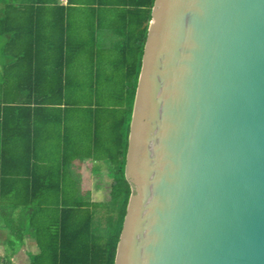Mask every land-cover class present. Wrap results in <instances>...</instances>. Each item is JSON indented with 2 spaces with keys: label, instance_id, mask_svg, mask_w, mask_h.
Instances as JSON below:
<instances>
[{
  "label": "water",
  "instance_id": "water-1",
  "mask_svg": "<svg viewBox=\"0 0 264 264\" xmlns=\"http://www.w3.org/2000/svg\"><path fill=\"white\" fill-rule=\"evenodd\" d=\"M113 264H264V0H154Z\"/></svg>",
  "mask_w": 264,
  "mask_h": 264
},
{
  "label": "trees",
  "instance_id": "trees-1",
  "mask_svg": "<svg viewBox=\"0 0 264 264\" xmlns=\"http://www.w3.org/2000/svg\"><path fill=\"white\" fill-rule=\"evenodd\" d=\"M153 2L0 0V224L15 236L6 242L12 251L28 241L37 248L30 264L114 262L131 192L127 136ZM83 54L82 78L76 63ZM105 59L111 73L102 69ZM97 160L104 170L92 168ZM77 167L88 177L105 171L107 201L89 202V189L70 182Z\"/></svg>",
  "mask_w": 264,
  "mask_h": 264
},
{
  "label": "rangeland",
  "instance_id": "rangeland-1",
  "mask_svg": "<svg viewBox=\"0 0 264 264\" xmlns=\"http://www.w3.org/2000/svg\"><path fill=\"white\" fill-rule=\"evenodd\" d=\"M110 56H106V58H109ZM107 60H104L102 69L107 72V73H111V67L109 66L108 62H106ZM88 62V57L83 54L80 57V60L77 61L76 66H78L81 69V77H84V73L82 72V69H85L87 66ZM79 79V78H78ZM85 83H80V90L78 91L77 96L80 97V102L83 104L86 100H87V90H85ZM82 89V90H81ZM108 103H110V101H106ZM92 168H96V169H101V164L100 163H92ZM104 170V168H103ZM73 176L76 178L71 177L70 182L72 183H76L77 185H81L80 186V191L84 192V186L86 188L89 189V202H105L108 200L109 196H108V190H109V179L106 176L105 171L100 172V174H96L93 173L91 175H89V177L87 176L88 173L86 171H84V169H79L77 167V170H73L72 171ZM75 174V175H74ZM75 199L80 200V198L78 196L75 197ZM100 217H99V222L101 225L104 224V215H103V210H101L100 212ZM10 240V241H14L16 242L15 236L13 234H11L9 229H5L3 228V225L0 224V245L3 246L4 248V254H5V260L9 261L11 260V257L17 252V250L19 248H23L28 242H26V244L22 245V244H15L14 246V251H12L9 246L6 244V242Z\"/></svg>",
  "mask_w": 264,
  "mask_h": 264
},
{
  "label": "crops",
  "instance_id": "crops-1",
  "mask_svg": "<svg viewBox=\"0 0 264 264\" xmlns=\"http://www.w3.org/2000/svg\"><path fill=\"white\" fill-rule=\"evenodd\" d=\"M64 1L65 2L60 1V4L65 5L66 0H64ZM93 163H100L102 170H103V168H105V165L103 164V162L101 160H97ZM76 164H77V162H75V165ZM82 168L85 171L84 167H80L79 169H82ZM36 253H37V248L35 246H33V243H30L28 241V243L23 248H19L17 250V252L11 257V260L9 262V261L5 260L4 248L2 245H0V264H30L29 256L31 254L35 255Z\"/></svg>",
  "mask_w": 264,
  "mask_h": 264
},
{
  "label": "built area",
  "instance_id": "built-area-1",
  "mask_svg": "<svg viewBox=\"0 0 264 264\" xmlns=\"http://www.w3.org/2000/svg\"><path fill=\"white\" fill-rule=\"evenodd\" d=\"M61 2H65L64 0H60Z\"/></svg>",
  "mask_w": 264,
  "mask_h": 264
}]
</instances>
